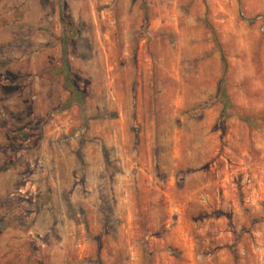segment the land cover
Returning a JSON list of instances; mask_svg holds the SVG:
<instances>
[{"label": "rangeland", "instance_id": "obj_1", "mask_svg": "<svg viewBox=\"0 0 264 264\" xmlns=\"http://www.w3.org/2000/svg\"><path fill=\"white\" fill-rule=\"evenodd\" d=\"M0 264H264V0H0Z\"/></svg>", "mask_w": 264, "mask_h": 264}, {"label": "trees", "instance_id": "obj_2", "mask_svg": "<svg viewBox=\"0 0 264 264\" xmlns=\"http://www.w3.org/2000/svg\"><path fill=\"white\" fill-rule=\"evenodd\" d=\"M61 20H62V17L60 16V21ZM65 20L61 21L62 24L63 25L69 24L67 20L66 21ZM68 27H70V25ZM71 29L72 28L70 27V32L66 34L65 36L72 34L73 31ZM62 46H63V42H62ZM62 66H63L62 71L60 70L61 71L60 74L62 76V84L68 94L67 99H66V104L70 105L71 103H74V104L76 103L80 106L83 105V93L80 90H78V88L73 84L71 75L69 71L67 70V64L65 63L64 60H62ZM216 97L221 102L220 113L222 115H225L227 113L226 111H227V108H229V106L227 105V101L225 100V95L223 91L219 89L216 94ZM241 121L245 123L246 125L250 126V119L248 117L241 118Z\"/></svg>", "mask_w": 264, "mask_h": 264}]
</instances>
